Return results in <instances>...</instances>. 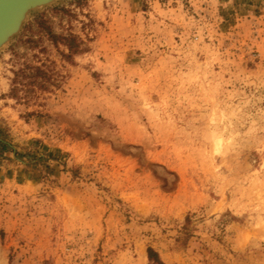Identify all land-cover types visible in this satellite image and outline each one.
Returning <instances> with one entry per match:
<instances>
[{"label": "rangeland", "instance_id": "1", "mask_svg": "<svg viewBox=\"0 0 264 264\" xmlns=\"http://www.w3.org/2000/svg\"><path fill=\"white\" fill-rule=\"evenodd\" d=\"M1 142L0 264H264V0L31 9Z\"/></svg>", "mask_w": 264, "mask_h": 264}, {"label": "water", "instance_id": "2", "mask_svg": "<svg viewBox=\"0 0 264 264\" xmlns=\"http://www.w3.org/2000/svg\"><path fill=\"white\" fill-rule=\"evenodd\" d=\"M53 0H0V46L15 34L33 8Z\"/></svg>", "mask_w": 264, "mask_h": 264}, {"label": "trees", "instance_id": "3", "mask_svg": "<svg viewBox=\"0 0 264 264\" xmlns=\"http://www.w3.org/2000/svg\"><path fill=\"white\" fill-rule=\"evenodd\" d=\"M0 148L2 150H5L7 145L3 142L0 143ZM147 256H148V259L155 262V263H158V264H163V262L160 260L159 258V255L158 253L151 247H147Z\"/></svg>", "mask_w": 264, "mask_h": 264}]
</instances>
